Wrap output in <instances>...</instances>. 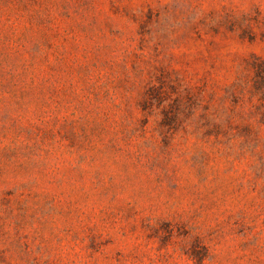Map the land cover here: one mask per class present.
Masks as SVG:
<instances>
[{
	"label": "rangeland",
	"instance_id": "rangeland-1",
	"mask_svg": "<svg viewBox=\"0 0 264 264\" xmlns=\"http://www.w3.org/2000/svg\"><path fill=\"white\" fill-rule=\"evenodd\" d=\"M264 0H0V264H264Z\"/></svg>",
	"mask_w": 264,
	"mask_h": 264
},
{
	"label": "trees",
	"instance_id": "trees-1",
	"mask_svg": "<svg viewBox=\"0 0 264 264\" xmlns=\"http://www.w3.org/2000/svg\"><path fill=\"white\" fill-rule=\"evenodd\" d=\"M264 66V65H263Z\"/></svg>",
	"mask_w": 264,
	"mask_h": 264
}]
</instances>
